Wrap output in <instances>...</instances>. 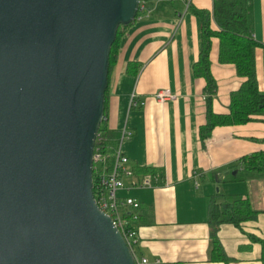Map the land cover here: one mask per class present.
I'll return each mask as SVG.
<instances>
[{"label": "crops", "instance_id": "crops-1", "mask_svg": "<svg viewBox=\"0 0 264 264\" xmlns=\"http://www.w3.org/2000/svg\"><path fill=\"white\" fill-rule=\"evenodd\" d=\"M248 2L256 78L264 93V0ZM213 3L142 0L138 16L124 29L108 78V128L132 133L122 143L128 161L118 195L139 202L131 221L139 256L133 253L146 259L144 264H264L258 241L264 240V163L254 170L242 163L243 157L264 153V115L216 126L205 140L199 136L208 95L205 79L193 75L201 48V19L194 9L208 12L209 28L219 31ZM218 54L219 40L213 36L209 60L216 89L210 106L227 114L230 94L245 78L233 64L221 63ZM160 89L173 96L158 102ZM144 167L148 170L136 171ZM227 195L248 200L256 215L240 226H217L227 260H213L210 207Z\"/></svg>", "mask_w": 264, "mask_h": 264}, {"label": "water", "instance_id": "water-1", "mask_svg": "<svg viewBox=\"0 0 264 264\" xmlns=\"http://www.w3.org/2000/svg\"><path fill=\"white\" fill-rule=\"evenodd\" d=\"M139 3L0 0V264H136L92 169L110 47Z\"/></svg>", "mask_w": 264, "mask_h": 264}, {"label": "trees", "instance_id": "trees-1", "mask_svg": "<svg viewBox=\"0 0 264 264\" xmlns=\"http://www.w3.org/2000/svg\"><path fill=\"white\" fill-rule=\"evenodd\" d=\"M142 0H140L141 2ZM140 11H137L136 17ZM194 12L201 19V48L198 60L193 64V75L205 79V93L208 95L206 123L199 128V136L205 140L211 135L216 126L244 124L255 120L257 116L264 115V93L259 90L258 81L255 72L254 50L257 43L252 38L249 23L250 6L248 0H214L213 18L219 27V31H213L209 28V13L194 9ZM134 21V20H133ZM120 25L116 32L114 42L110 47L108 78L116 63L120 46V39L124 29L130 26ZM215 36L219 40L218 58L221 63H230L235 66L239 76L245 80L240 87L230 94L229 112L227 114H216L210 106L211 94L215 92L216 81L210 71L209 51L211 38ZM131 68L127 67L130 71ZM108 85L104 93V113L103 119L98 129V137L102 140L95 141L94 152L100 147L103 154L111 153L118 145L120 133L108 128L107 125V106H108ZM112 160L105 158L104 161L93 164L92 169V191L96 197L100 186V178L108 172ZM242 163L245 169L254 170L262 168L260 163H264V153H255L251 156L243 157ZM144 168H136L137 172H145ZM210 221L213 226L211 259L227 260L222 247L216 237L217 226L221 223H232L240 226L242 222L252 219L256 215L249 201L237 195H227L218 202L211 203ZM126 226L132 228V216L130 211L124 212ZM129 222V223H128ZM261 243V259L264 260V240L258 239Z\"/></svg>", "mask_w": 264, "mask_h": 264}, {"label": "built area", "instance_id": "built-area-1", "mask_svg": "<svg viewBox=\"0 0 264 264\" xmlns=\"http://www.w3.org/2000/svg\"><path fill=\"white\" fill-rule=\"evenodd\" d=\"M172 96L173 95L170 94L168 89H160L155 94V98L161 103L165 102ZM131 136V131L123 128L121 130L118 145L111 153L103 154L100 147H97L96 151H93V164L102 162L107 157L112 160L108 172L103 174L100 178L101 188L98 190V194L96 197L94 196V198L98 207L111 217L114 225L119 229L127 245L132 250L136 232L134 228H128L126 226L127 220H125L124 212L130 211L132 219H136L137 215L133 211L139 208V202L131 197L122 198L118 195V192L124 188L121 176L126 172L124 166L128 161V158L122 152V143L124 140L130 139ZM101 140L102 139L98 137V141ZM135 261L136 264L146 263V259L144 258L137 260L135 257Z\"/></svg>", "mask_w": 264, "mask_h": 264}, {"label": "rangeland", "instance_id": "rangeland-1", "mask_svg": "<svg viewBox=\"0 0 264 264\" xmlns=\"http://www.w3.org/2000/svg\"><path fill=\"white\" fill-rule=\"evenodd\" d=\"M231 174H233V173L231 172ZM217 189H218V187H217ZM132 251L135 253V255L137 254V256H139V253L137 252V247L136 246H133ZM138 258H139V260H141V257H138Z\"/></svg>", "mask_w": 264, "mask_h": 264}]
</instances>
